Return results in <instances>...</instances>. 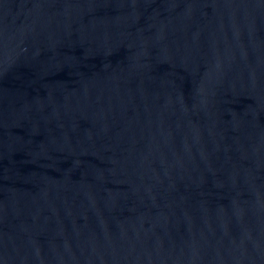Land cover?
<instances>
[{
	"label": "water",
	"instance_id": "obj_1",
	"mask_svg": "<svg viewBox=\"0 0 264 264\" xmlns=\"http://www.w3.org/2000/svg\"><path fill=\"white\" fill-rule=\"evenodd\" d=\"M0 264H264V0H0Z\"/></svg>",
	"mask_w": 264,
	"mask_h": 264
}]
</instances>
